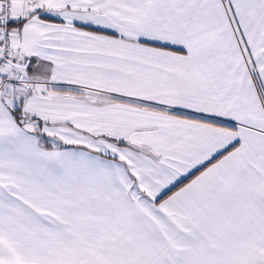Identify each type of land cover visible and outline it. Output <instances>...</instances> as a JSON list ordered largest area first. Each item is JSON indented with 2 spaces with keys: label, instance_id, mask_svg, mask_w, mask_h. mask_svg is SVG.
<instances>
[{
  "label": "snow or ice",
  "instance_id": "6c2138e0",
  "mask_svg": "<svg viewBox=\"0 0 264 264\" xmlns=\"http://www.w3.org/2000/svg\"><path fill=\"white\" fill-rule=\"evenodd\" d=\"M0 264H264V0H0Z\"/></svg>",
  "mask_w": 264,
  "mask_h": 264
}]
</instances>
